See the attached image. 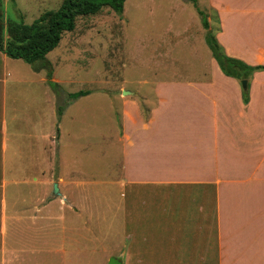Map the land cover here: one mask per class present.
Returning <instances> with one entry per match:
<instances>
[{
    "label": "crops",
    "instance_id": "0c3cea01",
    "mask_svg": "<svg viewBox=\"0 0 264 264\" xmlns=\"http://www.w3.org/2000/svg\"><path fill=\"white\" fill-rule=\"evenodd\" d=\"M206 2L224 52L264 65V0ZM177 8L187 17L164 15L183 23L144 34L149 72L127 95L124 83L115 89L118 126L101 173L89 178L66 165L52 196L38 185L42 176L7 177L10 124L18 163L40 165L39 150L49 147L48 121L31 104L39 81L42 95L50 87L0 52V264H105L118 252L123 264H264V69L248 78L244 101L187 0ZM8 92L24 103H10L9 121ZM8 182L16 185L9 194Z\"/></svg>",
    "mask_w": 264,
    "mask_h": 264
},
{
    "label": "rangeland",
    "instance_id": "374dc122",
    "mask_svg": "<svg viewBox=\"0 0 264 264\" xmlns=\"http://www.w3.org/2000/svg\"><path fill=\"white\" fill-rule=\"evenodd\" d=\"M61 2L62 0H2L0 24L4 28V36H7L8 22L19 18L18 14L24 22L30 23L42 12L58 8ZM177 3L178 0H125L120 15L110 7L103 6L95 13L76 17L74 28L63 32L58 45L46 55L51 64V79L56 81L57 85L54 89L50 87L48 90L49 98L42 95L44 83L39 81V94L37 90V97L34 94L32 99L31 105L33 111L39 115L38 120H43L45 126L48 121L49 147H45L41 152L39 150L40 165L34 167L26 165L25 162L29 161L25 160L26 158H23L25 165L18 163L22 161L17 154L19 149H16L18 139L13 134L10 124L6 134L5 151L8 178L29 176L31 173L42 176L43 180L38 185H44L52 196L53 183L61 179L62 168L64 169L66 165L76 167L74 170L77 173H87L89 178L101 173L105 150L108 148L107 136L118 126L119 109L114 96L117 92L115 89L124 83L125 92H130L137 87L136 80L149 72L146 65H150L151 62L147 58L148 47L143 41L144 34L148 32L158 34L169 24L183 23V19L177 21L179 19L177 18L173 22L164 15L169 12L178 14L181 11L184 14L178 16L187 17L185 16L187 12L177 8ZM187 3L201 23L200 15L195 12L193 3L190 0H187ZM206 5V0H197V7L205 13L206 18L207 15L210 16L209 28L213 32L217 28L216 11L212 9L204 11ZM192 28L196 29L195 23ZM25 64L30 67L29 64ZM40 74L44 76L45 70L38 72L39 77ZM139 87L141 88V85ZM80 89L89 92L76 98L67 95L68 92ZM31 92L35 93L36 90ZM31 92L25 93L30 95ZM7 95L9 121L10 112L14 110H10V103H14L11 106H16L17 102L23 105L24 103L18 99L11 101L10 93ZM125 95L127 94H122ZM47 99H50L48 103ZM141 104L146 114L147 108L144 103ZM58 105L63 106L59 115L56 114ZM42 107L43 114H39L38 109ZM18 121L21 122L20 119ZM107 156L106 161L109 164V154ZM6 186V192L16 188L11 182L6 183Z\"/></svg>",
    "mask_w": 264,
    "mask_h": 264
},
{
    "label": "trees",
    "instance_id": "16d2710c",
    "mask_svg": "<svg viewBox=\"0 0 264 264\" xmlns=\"http://www.w3.org/2000/svg\"><path fill=\"white\" fill-rule=\"evenodd\" d=\"M2 0H0L1 2ZM125 0H62L56 9L42 12L30 23L24 22L21 15L17 19L8 22L6 32L3 34V26L0 24V52L10 58L21 59L28 63L33 71L45 70L46 82L52 89L57 85L51 79L52 69L47 53L53 50L59 43L61 35L70 31L75 26V19L79 15L95 13L103 6L110 7L120 15L123 11ZM201 18V23L206 29L204 41L209 47L212 56L216 60L220 70L228 76L238 80L251 76L253 71L264 69V65H250L244 61L227 55L213 32L209 28L205 13L197 7V0H190ZM89 90H77L68 92L70 98L86 95ZM244 101L248 99V86L242 89ZM63 106L58 105L56 114H61Z\"/></svg>",
    "mask_w": 264,
    "mask_h": 264
},
{
    "label": "water",
    "instance_id": "95a60500",
    "mask_svg": "<svg viewBox=\"0 0 264 264\" xmlns=\"http://www.w3.org/2000/svg\"><path fill=\"white\" fill-rule=\"evenodd\" d=\"M241 87L244 89L247 87V80L246 79H241L240 80ZM125 91H123L124 93ZM53 193L54 194H59L58 191V186L54 182L53 183ZM105 264H123V259L121 254H112L108 257L107 261Z\"/></svg>",
    "mask_w": 264,
    "mask_h": 264
}]
</instances>
